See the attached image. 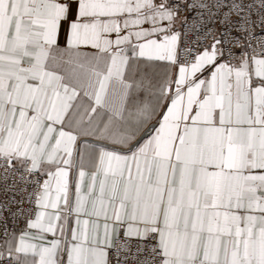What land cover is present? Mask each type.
<instances>
[{"label":"snow or ice","instance_id":"1","mask_svg":"<svg viewBox=\"0 0 264 264\" xmlns=\"http://www.w3.org/2000/svg\"><path fill=\"white\" fill-rule=\"evenodd\" d=\"M0 264H264V0H0Z\"/></svg>","mask_w":264,"mask_h":264}]
</instances>
